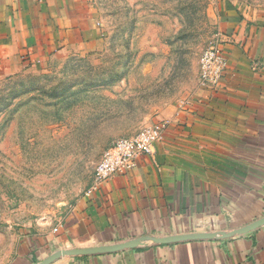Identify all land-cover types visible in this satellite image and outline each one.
Listing matches in <instances>:
<instances>
[{
	"label": "crops",
	"instance_id": "obj_1",
	"mask_svg": "<svg viewBox=\"0 0 264 264\" xmlns=\"http://www.w3.org/2000/svg\"><path fill=\"white\" fill-rule=\"evenodd\" d=\"M222 11L223 87L201 88L129 174L86 193L55 228L27 234L13 264L138 239L134 248L51 264H264V224L220 237L264 216V5ZM98 21L90 0H0V77L83 51L97 40ZM201 233L218 236L157 241Z\"/></svg>",
	"mask_w": 264,
	"mask_h": 264
},
{
	"label": "rangeland",
	"instance_id": "obj_2",
	"mask_svg": "<svg viewBox=\"0 0 264 264\" xmlns=\"http://www.w3.org/2000/svg\"><path fill=\"white\" fill-rule=\"evenodd\" d=\"M90 2L99 15L96 41L0 77V264H13L27 234L60 224L113 142L194 104L200 57L221 42L224 7L264 5Z\"/></svg>",
	"mask_w": 264,
	"mask_h": 264
},
{
	"label": "built area",
	"instance_id": "obj_3",
	"mask_svg": "<svg viewBox=\"0 0 264 264\" xmlns=\"http://www.w3.org/2000/svg\"><path fill=\"white\" fill-rule=\"evenodd\" d=\"M220 43H210L200 57L199 76L202 89L218 90L223 87L229 59ZM256 67L255 64L254 69ZM169 124L168 121L150 124L135 134L113 142L97 162L87 194L99 190L116 176L129 174L137 166L141 156L153 154L156 144L165 139Z\"/></svg>",
	"mask_w": 264,
	"mask_h": 264
},
{
	"label": "water",
	"instance_id": "obj_4",
	"mask_svg": "<svg viewBox=\"0 0 264 264\" xmlns=\"http://www.w3.org/2000/svg\"><path fill=\"white\" fill-rule=\"evenodd\" d=\"M263 224H264V216L235 230L229 232H221L220 237L226 238L238 234H243ZM217 236L218 233L180 234V235L162 237L157 239V241L158 243H175L193 238H213ZM142 244H143V240L138 239V240H132L119 244H112V245H101V246H92V247H84V248L56 249L53 252H51L48 256H46L45 258H43L42 260L38 261L35 264H51L54 261L64 256H87V255H96L103 253H114L125 249L134 248Z\"/></svg>",
	"mask_w": 264,
	"mask_h": 264
}]
</instances>
